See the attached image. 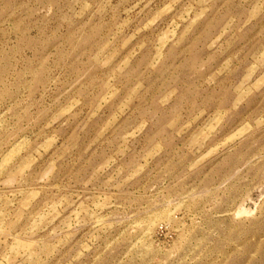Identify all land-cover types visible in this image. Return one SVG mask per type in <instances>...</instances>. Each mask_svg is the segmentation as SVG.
I'll return each mask as SVG.
<instances>
[{
    "label": "rangeland",
    "instance_id": "obj_1",
    "mask_svg": "<svg viewBox=\"0 0 264 264\" xmlns=\"http://www.w3.org/2000/svg\"><path fill=\"white\" fill-rule=\"evenodd\" d=\"M0 264H264V0H0Z\"/></svg>",
    "mask_w": 264,
    "mask_h": 264
},
{
    "label": "bare ground",
    "instance_id": "obj_2",
    "mask_svg": "<svg viewBox=\"0 0 264 264\" xmlns=\"http://www.w3.org/2000/svg\"><path fill=\"white\" fill-rule=\"evenodd\" d=\"M12 151V150H11Z\"/></svg>",
    "mask_w": 264,
    "mask_h": 264
}]
</instances>
